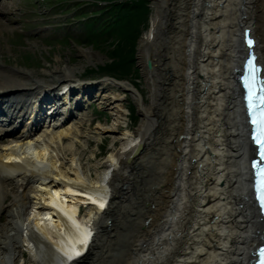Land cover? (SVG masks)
I'll use <instances>...</instances> for the list:
<instances>
[{"label":"bare ground","instance_id":"obj_1","mask_svg":"<svg viewBox=\"0 0 264 264\" xmlns=\"http://www.w3.org/2000/svg\"><path fill=\"white\" fill-rule=\"evenodd\" d=\"M151 6L135 56L138 83L106 77L82 86L84 66L61 67L60 59L44 70L48 80L0 65L2 103L15 95L12 104L24 106L25 96L63 83L91 95L99 87L95 101L106 108L119 101L112 125L96 126L97 134L118 135L94 166L96 153L84 160L76 147L83 120L36 137L23 129L0 143L2 264L7 252L14 264H251L264 222L253 198L237 79L245 29L264 67V0H151ZM129 98L132 106L123 102ZM130 110L140 118L133 128Z\"/></svg>","mask_w":264,"mask_h":264},{"label":"rangeland","instance_id":"obj_2","mask_svg":"<svg viewBox=\"0 0 264 264\" xmlns=\"http://www.w3.org/2000/svg\"><path fill=\"white\" fill-rule=\"evenodd\" d=\"M118 1L123 2L122 0ZM132 2L129 5L118 6L101 17L102 23L106 22V24L87 26L88 22H92L96 18L97 21H100L96 16L101 14L104 6H110V1H10L11 5H6L2 9L5 13L0 14V64L4 67L18 65L34 70L37 71L40 78L48 80L50 77L44 70L56 66L60 59L61 67L66 65L84 66L80 74L84 81L96 82L108 77L123 78L138 83L140 68L136 63L135 56L140 38L151 24L154 8L151 6V0ZM116 17L118 19H115ZM120 17L123 19L122 31L119 24ZM87 34L92 35L88 36ZM85 50L93 54L91 59L84 54ZM134 67L135 71L133 72ZM107 91L112 92L115 89L107 88ZM125 96L129 97L128 94L123 95V97ZM118 102L109 106L111 108H106L103 104L101 110L97 109L96 105L89 110L86 109V117L81 125L83 140L76 147L77 149L81 148L84 152V160L92 157V153H96L97 157L92 161V166L104 160L111 150L114 137L116 134L118 135V133L107 132L97 134L98 129L96 128L97 125L104 128L112 125L116 118L114 114H111L112 112L116 113L112 107ZM123 102L131 106L133 104L131 99L129 102L126 100ZM128 116L127 127L133 128L140 118L134 110H130ZM79 121L73 120L72 123ZM84 132H89V135ZM95 169L101 170L102 168L101 166L92 167L93 174H96ZM24 211L22 207L18 210L20 213ZM2 219L4 220L5 217ZM108 222L110 223V220ZM25 254L28 256L27 252ZM1 257H4L3 260L7 264L15 262L11 259L13 256L9 252ZM15 258L18 263L21 259L18 252ZM2 262L0 261V264Z\"/></svg>","mask_w":264,"mask_h":264},{"label":"snow or ice","instance_id":"obj_3","mask_svg":"<svg viewBox=\"0 0 264 264\" xmlns=\"http://www.w3.org/2000/svg\"><path fill=\"white\" fill-rule=\"evenodd\" d=\"M251 43V42H250ZM260 102H261V104H264V97H261L260 98ZM262 115H264V114H262ZM257 123H259V121H256ZM258 141L261 143V144H264V140H260L259 139V137H258ZM262 174H264V173H262ZM101 207H103V205H101ZM84 241H82V243H83Z\"/></svg>","mask_w":264,"mask_h":264},{"label":"water","instance_id":"obj_4","mask_svg":"<svg viewBox=\"0 0 264 264\" xmlns=\"http://www.w3.org/2000/svg\"><path fill=\"white\" fill-rule=\"evenodd\" d=\"M253 50V48H248L246 51H247V53H246V55L249 53V52H251ZM149 63V66H150V62H148Z\"/></svg>","mask_w":264,"mask_h":264}]
</instances>
